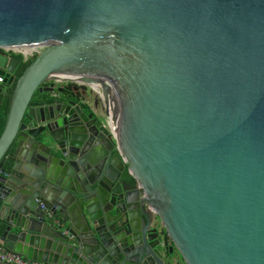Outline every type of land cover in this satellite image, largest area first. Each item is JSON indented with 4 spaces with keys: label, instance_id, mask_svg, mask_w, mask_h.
<instances>
[{
    "label": "water",
    "instance_id": "95a60500",
    "mask_svg": "<svg viewBox=\"0 0 264 264\" xmlns=\"http://www.w3.org/2000/svg\"><path fill=\"white\" fill-rule=\"evenodd\" d=\"M22 46L40 53L0 135V245L54 264H264V0H0V50ZM59 75L102 115L33 103Z\"/></svg>",
    "mask_w": 264,
    "mask_h": 264
},
{
    "label": "flooded vegetation",
    "instance_id": "af4514ba",
    "mask_svg": "<svg viewBox=\"0 0 264 264\" xmlns=\"http://www.w3.org/2000/svg\"><path fill=\"white\" fill-rule=\"evenodd\" d=\"M28 60L24 59V61ZM59 79L60 78L55 77L49 84L43 86L42 88L44 90H49V92L47 91V93H43L41 96L37 93L34 97L33 103H40L41 105H44V107L48 108H54L57 102H65L69 105L75 103L76 105H79L87 114L94 113V117L96 113L101 114L103 112V106L99 100L96 98L93 99L90 87L83 86L82 84L76 82L63 83L62 81H59ZM99 108L102 110L101 113L98 112L100 111ZM170 246V244L166 246V254H169Z\"/></svg>",
    "mask_w": 264,
    "mask_h": 264
},
{
    "label": "built area",
    "instance_id": "2783aa9c",
    "mask_svg": "<svg viewBox=\"0 0 264 264\" xmlns=\"http://www.w3.org/2000/svg\"><path fill=\"white\" fill-rule=\"evenodd\" d=\"M0 51L4 54H10V55L15 54V55L23 56L25 60H28V59L35 57V55L38 53V51H36V50L31 51L29 54H25L22 51L16 52V51L11 50V49H3ZM29 55H30V58H28ZM2 83H3L2 77L0 76V84H2ZM105 121H106V126L108 127V129L110 131L112 141L114 143V150L120 155L123 162H125V159L122 156L120 149H119L117 136H116V127L113 126L106 119H105ZM0 260L6 264H54V263H46V262L29 261V260L23 258L22 256L16 255V254L6 250L2 245H0Z\"/></svg>",
    "mask_w": 264,
    "mask_h": 264
},
{
    "label": "trees",
    "instance_id": "16d2710c",
    "mask_svg": "<svg viewBox=\"0 0 264 264\" xmlns=\"http://www.w3.org/2000/svg\"><path fill=\"white\" fill-rule=\"evenodd\" d=\"M12 57H14L15 59L19 60V65L18 68L15 71L14 74V82L12 84L11 87L7 88L5 90V99L4 102L2 104V106L0 107V135L3 132L4 128H5V124H6V120H7V116H8V112H9V101H10V97L14 88V84L16 82V79L23 74V72L25 71V69L35 60V57H33L32 59H29L28 61H24L23 57L20 55H13ZM126 174V172H125ZM3 225L0 222V236L3 232Z\"/></svg>",
    "mask_w": 264,
    "mask_h": 264
},
{
    "label": "bare ground",
    "instance_id": "6f19581e",
    "mask_svg": "<svg viewBox=\"0 0 264 264\" xmlns=\"http://www.w3.org/2000/svg\"><path fill=\"white\" fill-rule=\"evenodd\" d=\"M9 49L14 50L16 52L22 51L25 54H29L31 51H34V49H32V48L24 47V46H22V47H13V48H9ZM59 77H60L59 81H63V79H66L63 75H59Z\"/></svg>",
    "mask_w": 264,
    "mask_h": 264
},
{
    "label": "rangeland",
    "instance_id": "374dc122",
    "mask_svg": "<svg viewBox=\"0 0 264 264\" xmlns=\"http://www.w3.org/2000/svg\"><path fill=\"white\" fill-rule=\"evenodd\" d=\"M38 53H40V52H38ZM38 53H37V54H38ZM37 54H36V55H37ZM36 55H35V56H36ZM28 58H30V55L28 56Z\"/></svg>",
    "mask_w": 264,
    "mask_h": 264
}]
</instances>
